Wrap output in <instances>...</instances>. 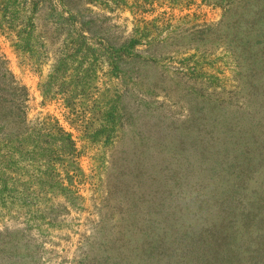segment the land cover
<instances>
[{
    "label": "rangeland",
    "instance_id": "374dc122",
    "mask_svg": "<svg viewBox=\"0 0 264 264\" xmlns=\"http://www.w3.org/2000/svg\"><path fill=\"white\" fill-rule=\"evenodd\" d=\"M21 1L0 0V264H264V0H66L141 56L83 79L57 63L71 14Z\"/></svg>",
    "mask_w": 264,
    "mask_h": 264
},
{
    "label": "trees",
    "instance_id": "16d2710c",
    "mask_svg": "<svg viewBox=\"0 0 264 264\" xmlns=\"http://www.w3.org/2000/svg\"><path fill=\"white\" fill-rule=\"evenodd\" d=\"M58 2L67 9V11L71 14L70 19L74 23V27L72 28V35L66 36L68 38L64 49L61 51L62 56L58 59V65H64L67 60L72 58L73 63H76V68L74 70L75 75L79 77L80 79H83L86 74H95L96 70L98 69V66L96 62L100 59H110V57L113 58L114 54L115 60H113L109 65L110 74H116V76L125 75V73L121 70V64L125 63L128 58H140V53L135 52L131 48V42L133 41L130 37L128 41L123 46H113L107 39L104 38V36L101 34V28L103 26V22H98V19L95 17H87V20L85 18H82L81 16L76 17L78 12L73 8L72 6H69L68 2L66 0H58ZM31 4L28 2V0L21 1L22 7L28 6ZM32 7V6H31ZM23 11V10H22ZM27 12H24V16H22V38H20V41H27L32 36L31 30H32V24L30 23L29 17L26 14ZM60 23V22H59ZM143 23L145 24V20H143ZM59 30L62 31V26H57ZM64 30V28H63ZM72 36V37H71ZM71 37V38H69ZM72 39V40H71ZM77 39V40H75ZM100 40V48H94L91 47V44L88 43L90 41L97 42ZM38 42L35 41V45H37ZM74 45V49L70 54H66L69 50L70 45ZM75 44H77V47L75 48ZM42 48L43 46H39ZM136 53V54H135ZM108 55V56H105ZM38 59V58H37ZM60 61V63H59ZM57 65V64H56ZM65 69L67 67L64 66ZM120 77V78H121ZM8 83L7 87H3L0 89V93L6 94L11 97H16L15 94L12 92V90L17 88L10 87Z\"/></svg>",
    "mask_w": 264,
    "mask_h": 264
}]
</instances>
